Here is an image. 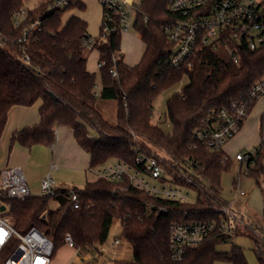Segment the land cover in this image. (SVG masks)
Returning a JSON list of instances; mask_svg holds the SVG:
<instances>
[{
  "label": "trees",
  "instance_id": "trees-1",
  "mask_svg": "<svg viewBox=\"0 0 264 264\" xmlns=\"http://www.w3.org/2000/svg\"><path fill=\"white\" fill-rule=\"evenodd\" d=\"M24 1L0 0V31L9 42L6 48H0V140L13 107H31L41 101L39 123L16 132L13 143L27 149L36 145L51 147L56 140V128L67 127L91 155L90 168L110 161L136 166L135 158L140 152L160 156L167 172L178 183L194 190L197 199L180 202L154 196L129 185L128 180L113 182L96 177L77 189L78 209L70 206L67 189L58 190L55 196L12 201L9 217L14 228L22 233L37 228L53 241L55 253L66 245L67 233L76 250H97L108 241L112 227L119 222L118 239L132 247L133 258L115 264H248L238 246L229 252L217 249L222 243L232 242L238 229L233 235L212 233L197 246L187 248L178 260L173 258L170 233L175 223L220 219L218 209L226 203L221 198V175L234 166V160L229 156L224 159V151H213L203 144L197 139V132L217 122L222 110H230L234 102L248 97L255 83L264 79V42L256 51L230 45L238 50V64L225 54L228 49L222 46L218 51L208 49L200 53L192 61V68H177L170 63L175 43L165 31V26L178 17L170 8L172 0H141L134 27L144 44V53L137 64L129 66L123 59V31L118 27V15L103 8L100 35L94 38L91 48L98 51V64H102V88L97 94L96 75L87 68V46L83 43L91 38L88 23L78 16H72L65 25L62 23L67 10L84 11L85 3L74 0L64 8L29 11L17 27L14 14L23 10ZM107 15L111 20L106 19ZM36 18L41 20L40 30L24 46L30 58L27 64L22 62L19 44L14 41ZM105 25L109 32L103 37ZM112 71L117 75L113 76ZM185 77L188 83L182 95L168 101L167 116L173 130L165 134L153 122L155 101ZM99 99L117 101L116 124L105 119L98 107ZM257 100L251 103L248 116ZM255 150L246 174L261 187L264 141ZM180 168L187 173L194 170L192 183L178 177L176 171ZM51 198L60 203L58 209L47 210ZM159 207L167 212L158 214ZM254 232V253L259 264H264V226Z\"/></svg>",
  "mask_w": 264,
  "mask_h": 264
},
{
  "label": "built area",
  "instance_id": "built-area-1",
  "mask_svg": "<svg viewBox=\"0 0 264 264\" xmlns=\"http://www.w3.org/2000/svg\"><path fill=\"white\" fill-rule=\"evenodd\" d=\"M74 0H56L49 10L68 7ZM102 7L107 11H113L118 15V27L121 31H127L130 26L129 13L138 11V5L129 0H101ZM126 8L128 10H126ZM171 10L178 16L165 26L169 38L175 43L174 52L170 63L179 68L186 66L192 68L194 59L205 50L218 51L222 46L227 47L230 56L238 64L239 56L237 48L230 45L246 46L251 51H256L264 42V1L260 0H172ZM25 15L23 20L20 16ZM28 13L20 11L14 14L15 25L20 27ZM111 20V16H106ZM40 18H36L26 28L22 36L14 42L19 44L22 62L29 63L30 58L25 53L24 46L28 44L34 33L40 30ZM103 37L109 32L107 25L103 28ZM8 39L0 31V48L8 46ZM84 45L92 48L95 41L91 37L83 40ZM102 64H99V67ZM116 76V71H112ZM264 97V79L255 83L248 97L232 104L230 110H222L217 122L197 132V139L201 140L213 151H223L225 145L232 140L241 130L248 110L255 99ZM254 149L249 154L242 152L236 154L235 161L247 164L255 156ZM228 155L225 154L224 159ZM136 166L125 162L113 161L99 168H89V172L95 177L109 179L113 182L128 180L129 185L145 190L154 196L180 202H188L190 193L185 192V185L178 183L173 175L167 172L163 159L160 156H148L145 153H137ZM55 167L52 166V169ZM172 168L175 169L173 166ZM249 171L247 166L246 173ZM178 177L192 183L190 173L180 168L176 171ZM147 178L161 180L175 184L176 187L151 186ZM237 198L246 193L240 188V179L237 181ZM192 190V189H190ZM41 192L44 196H55L58 192L56 181L50 173L41 179ZM69 204L72 209L80 208V197L77 189H68ZM30 189L25 174L20 167H7L0 171V264H51L55 245L51 239L42 234L37 228L32 227L27 232L17 231L8 215L11 211L12 201H24L31 197ZM5 207L2 211L1 207ZM151 207V206H149ZM221 213L219 220L209 221H184L175 223L171 227L170 244L174 259H182L187 248L195 247L217 232L220 235H233L237 229V223L244 219L235 210L233 203H225L219 207ZM167 209L159 207L157 213H166ZM65 243L74 248V240L67 233ZM115 244L120 240L116 239ZM106 244L100 246V254L106 253Z\"/></svg>",
  "mask_w": 264,
  "mask_h": 264
},
{
  "label": "rangeland",
  "instance_id": "rangeland-1",
  "mask_svg": "<svg viewBox=\"0 0 264 264\" xmlns=\"http://www.w3.org/2000/svg\"><path fill=\"white\" fill-rule=\"evenodd\" d=\"M56 0H25L23 11L38 10L41 7L50 9L52 3ZM141 0H135V5L140 4ZM86 3V10L80 11L77 8H71L65 12L62 18L63 25L72 17L78 16L88 23V35L96 38L100 35L101 25L103 21V7L100 0H84ZM126 10H128L126 8ZM130 26L127 31L122 32V50L126 48L124 62L131 66L134 65L133 56L136 54L135 40L140 41V35L134 27L135 13H129ZM25 15L20 16L19 20H23ZM18 18H14L17 21ZM135 39V40H134ZM225 54L230 55L227 50ZM85 55L88 58L87 66H91L96 75V93L99 94L102 88V78L98 66V52L87 47ZM188 83V78L185 77L180 83L162 92L156 99L154 104L153 122L163 130L165 134L172 133V124L167 116L168 101L173 97H179L184 91V87ZM41 101L37 104L41 105ZM98 107L104 115L105 119L112 123H117V101L115 100H98ZM242 129L243 136L237 140L232 141L228 146L226 145L225 152L234 156L237 152L249 154L256 149L262 141H264V99H258L253 110L246 118ZM90 155V154H89ZM91 159V155H90ZM113 162V161H110ZM109 162V163H110ZM240 166L237 161H234V166L222 173L221 175V198L226 203H233L235 210L244 218V223L238 222V231L233 236L232 242L222 243L218 245L217 249L220 252H229L233 246L240 247L246 257L248 264H259L254 253V231H259V228L264 226V178L260 180L261 187L256 180L246 174L247 163ZM91 161L88 163L90 167ZM88 167V169H89ZM26 180L33 197L41 196V177L37 169L24 168ZM89 179L94 180V174L90 173ZM240 179V188L246 193L245 196L237 198V181ZM151 186L162 188L163 186L176 187L175 184L166 183L161 180H153L147 178ZM81 187V185H80ZM185 192L190 193L188 202H195L197 194L194 190L183 188ZM60 207L57 199H50L47 210H56ZM1 216H9L1 215ZM121 225L117 222L111 229L107 241V247L111 246L116 237H120ZM258 235V234H257ZM125 259L133 258L132 252L124 255ZM99 257L95 248H83L76 250L75 248L63 245L58 248L51 259V264H97ZM215 264H232L227 261H217Z\"/></svg>",
  "mask_w": 264,
  "mask_h": 264
},
{
  "label": "crops",
  "instance_id": "crops-1",
  "mask_svg": "<svg viewBox=\"0 0 264 264\" xmlns=\"http://www.w3.org/2000/svg\"><path fill=\"white\" fill-rule=\"evenodd\" d=\"M80 1L85 3L84 0ZM129 1L135 4V0ZM135 42V47L137 45V49L136 54L133 56V61L137 64L144 53V44L141 39L140 41L136 39ZM124 51H127L126 48H123L122 50L123 59L125 60V56L127 54H125ZM87 68L89 72L93 73L94 70H91V66H87ZM260 99H264V97L259 98V100ZM40 106L41 105H38L37 103L31 107L15 106L9 111L6 127L0 140V171L7 167H20L23 172L24 168L37 169V171L40 172L39 174L41 179L50 173L56 181V188L58 190L84 188L89 181H93V179H89V175L91 174L88 171V163L91 159L89 152L84 150L76 141L72 129L63 126L57 127L56 140L51 147L36 145L31 149H27L18 143L12 142V136L16 132L25 127L34 126L39 123ZM243 127L244 125L239 133L226 144L227 146L232 141L237 140L240 136H243ZM223 151L225 152V148ZM225 153L235 161L236 154L240 152H237L234 156H231L227 152ZM239 164L241 166L244 163L242 162ZM52 166L55 168L52 169ZM95 178L96 177L94 176V179ZM116 239H118V237H116L115 240ZM105 244L107 245V242ZM99 249H97V255L99 257V261H96L97 264H115L116 261L132 259L124 258V255L128 252H132L133 254V250L128 243L121 240L119 244H115L113 242L111 246L107 247L106 253L104 254H100Z\"/></svg>",
  "mask_w": 264,
  "mask_h": 264
},
{
  "label": "water",
  "instance_id": "water-1",
  "mask_svg": "<svg viewBox=\"0 0 264 264\" xmlns=\"http://www.w3.org/2000/svg\"><path fill=\"white\" fill-rule=\"evenodd\" d=\"M51 94V96L53 97V99L54 100H57V97L53 94V93H50ZM5 209V207L3 206V207H1V210L3 211Z\"/></svg>",
  "mask_w": 264,
  "mask_h": 264
}]
</instances>
